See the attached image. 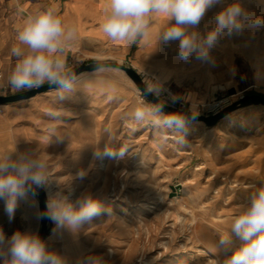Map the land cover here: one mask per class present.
Listing matches in <instances>:
<instances>
[{
  "label": "rangeland",
  "instance_id": "rangeland-1",
  "mask_svg": "<svg viewBox=\"0 0 264 264\" xmlns=\"http://www.w3.org/2000/svg\"><path fill=\"white\" fill-rule=\"evenodd\" d=\"M232 2L222 0L207 11L213 19L204 22L206 31L215 14ZM240 3L264 15V1ZM225 36L245 51L264 50V28ZM112 43L96 55L99 58L72 48L75 66L89 59L128 65L126 43ZM84 77L89 78L88 92L100 90L88 93L92 106H81L77 94L70 100L55 96L45 102L56 130L75 128L81 147L56 151L51 178L43 187L48 201L57 193L71 194L73 201L89 193L109 210L78 233L86 259L100 257L104 264H214L220 233L228 230L239 206L264 187V180L254 179L264 176V165H255L253 150L247 148L264 143V105L249 121L239 115L240 110L214 127L190 121L186 142L180 143L171 134L159 135L131 119L141 99L150 102L121 71L100 68L78 75L77 80ZM240 95L226 97L233 101ZM160 98L207 113L209 102L192 109L184 99L173 100L165 92Z\"/></svg>",
  "mask_w": 264,
  "mask_h": 264
},
{
  "label": "clouds",
  "instance_id": "clouds-1",
  "mask_svg": "<svg viewBox=\"0 0 264 264\" xmlns=\"http://www.w3.org/2000/svg\"><path fill=\"white\" fill-rule=\"evenodd\" d=\"M221 2L108 0L101 28L108 39L131 46L151 35L154 17H163L166 24L159 31L157 42L178 41L177 56L182 61L195 58L210 62L211 50L225 34L231 36L245 29L264 28V15L245 9L240 0H233L215 14L214 23L202 34L197 30L202 18ZM16 39L18 45L12 53L18 62L10 76L11 86L23 90L47 83L55 88L60 100L68 99L76 90L77 77L63 53L74 45L76 28L66 24L55 7H46L27 15ZM144 83L143 97L152 94L159 98L165 91L161 80L147 74H144ZM164 106L163 102L150 104L141 99L131 119L151 126L159 135L171 134L178 142H186L189 117L182 112L165 113ZM49 131L57 141L62 140L55 128ZM50 178L48 163L35 149L0 153V200L4 201L9 220L14 218L18 202L28 196L33 186H46ZM107 211L89 193L74 201L71 194L57 193L50 197L46 215L58 228L75 235ZM214 247L218 253L214 264H264V187L239 206L230 227L220 233ZM0 261L2 264H67L66 258L49 250L38 234L27 231H16L8 238L0 231ZM85 264H104V261L100 257H88Z\"/></svg>",
  "mask_w": 264,
  "mask_h": 264
},
{
  "label": "crops",
  "instance_id": "crops-1",
  "mask_svg": "<svg viewBox=\"0 0 264 264\" xmlns=\"http://www.w3.org/2000/svg\"><path fill=\"white\" fill-rule=\"evenodd\" d=\"M107 4L108 0H0V94L22 91L11 86L10 76L18 62L12 53L13 47L18 45L17 31L23 26L27 15L37 9L55 7L64 22L76 28L77 39L74 45L63 53V58L71 69L75 67L72 48H77V53L94 54V57L99 58L96 56L98 53L105 52L114 44L101 28ZM211 14L206 12L198 26L197 30L202 34L206 33L204 22L213 19ZM165 24L163 17H154L150 28L151 35L137 44H125L123 52L125 62L143 78L147 74L161 80L164 92L169 98L184 99L190 108L196 109L210 102V93L214 86L234 88L240 94H264V50L258 48L252 52L245 51L243 46L224 35L211 50L210 63H201L195 58L185 62L177 56L178 41L168 44L157 42V35ZM118 50L121 48L114 51ZM88 79L84 77L77 80L76 90L68 98L70 100L73 95H79L82 101L80 105L83 107L92 106L88 104L90 100L87 96L100 91L94 89V92H88ZM48 91L0 105V153L35 149L50 168L55 165L57 150L81 147L76 140L79 132L75 128H66L61 132L56 130L54 116L51 110L45 108V102L58 95ZM258 106L260 105L238 109L239 115L249 121L252 113L258 111ZM50 128H55L56 135L62 140L57 141L56 136L49 131ZM247 148L253 150L250 154L253 163L264 165V143L251 144ZM254 179L264 180V176H256ZM52 222V228L43 240L48 249L63 255L67 264H85L86 254L78 234L58 228ZM39 229L38 199L33 194L28 193L25 199L18 202L11 220L5 212L4 201L0 200V231L6 238L16 231L38 234Z\"/></svg>",
  "mask_w": 264,
  "mask_h": 264
},
{
  "label": "water",
  "instance_id": "water-1",
  "mask_svg": "<svg viewBox=\"0 0 264 264\" xmlns=\"http://www.w3.org/2000/svg\"><path fill=\"white\" fill-rule=\"evenodd\" d=\"M114 68L121 71L139 90V92L143 95V91L145 89V83L142 75L134 69L130 65H126L120 63L116 60L104 59H89L86 62H82L79 65L71 68V70L75 73L76 76L92 72L100 68ZM54 87L45 83L40 87L26 88L20 92L10 93V94H0V105H4L10 102H15L23 99H28L36 94L46 92L48 90H53ZM236 91L234 88H227L224 85L214 86L211 89L210 93V101H214L216 99L224 98L228 95L235 94ZM151 104L156 103H164V112H182L189 117L190 121H198L203 122L207 127H212L218 123L219 120L230 114L231 112L250 106V105H264V95L253 92L241 94L237 99L233 100L230 104L223 107L221 110L211 113V114H202L197 111H193L188 108H182L178 106L173 101H166L162 98H157L155 95L148 94L144 97ZM194 115V118H193ZM180 185H177V189H179ZM29 193L33 194L38 199L39 206V215H40V229L38 232L39 237L44 240L46 236L49 234L53 222L46 215L47 212V203H48V194L44 187H35L33 186L32 191Z\"/></svg>",
  "mask_w": 264,
  "mask_h": 264
},
{
  "label": "built area",
  "instance_id": "built-area-1",
  "mask_svg": "<svg viewBox=\"0 0 264 264\" xmlns=\"http://www.w3.org/2000/svg\"><path fill=\"white\" fill-rule=\"evenodd\" d=\"M232 101L229 99V97H224V98H220V99H216L214 101H210L207 104V113L206 114H211V113H215L219 110H221L223 107H225L226 105L230 104ZM178 106L184 108V103L183 102H178L176 103Z\"/></svg>",
  "mask_w": 264,
  "mask_h": 264
},
{
  "label": "trees",
  "instance_id": "trees-1",
  "mask_svg": "<svg viewBox=\"0 0 264 264\" xmlns=\"http://www.w3.org/2000/svg\"><path fill=\"white\" fill-rule=\"evenodd\" d=\"M251 93H253V92H251ZM262 95H264V94H262Z\"/></svg>",
  "mask_w": 264,
  "mask_h": 264
}]
</instances>
